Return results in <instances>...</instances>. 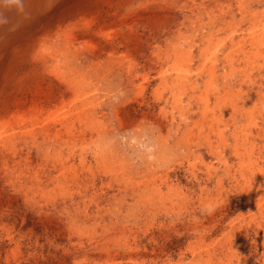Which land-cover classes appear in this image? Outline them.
Returning a JSON list of instances; mask_svg holds the SVG:
<instances>
[{"label":"rangeland","instance_id":"374dc122","mask_svg":"<svg viewBox=\"0 0 264 264\" xmlns=\"http://www.w3.org/2000/svg\"><path fill=\"white\" fill-rule=\"evenodd\" d=\"M238 1L150 0L133 79L90 78L96 92L69 94L52 124L77 130L51 136L47 152L14 145L0 163V264H264V0H245L261 20L259 58ZM176 45L192 51L186 76L174 67ZM100 150L115 161L97 163Z\"/></svg>","mask_w":264,"mask_h":264},{"label":"bare ground","instance_id":"6f19581e","mask_svg":"<svg viewBox=\"0 0 264 264\" xmlns=\"http://www.w3.org/2000/svg\"><path fill=\"white\" fill-rule=\"evenodd\" d=\"M238 6L241 8L243 17H246V13L250 15L251 29L248 30L247 38L250 44L257 45L254 54L259 58L262 54L261 41L263 40L260 39L262 32L258 34L261 20L257 17V12L252 10L245 0H239ZM150 9V0H139L138 2L137 0H0V163L2 166L13 156L16 150L15 146L18 149L22 143L28 141L35 146V153L38 151L44 153L53 142H51V136L61 137V130L69 133L76 131L77 128L73 122L56 128L52 124L53 117L56 115L55 112L66 102L65 99L69 97V94H72L73 99H80L90 89L96 92V87L91 83L92 81L90 82V78H120L122 76L129 80L133 79L131 68L133 61L136 60L133 51L141 44H144L143 50H147L150 41L148 37L143 41L137 39L135 30L137 24L143 22L144 34H148L150 31L148 23L151 19ZM159 10V15L164 17L167 9L160 6ZM218 13L220 14V11ZM227 14L231 15L230 12ZM123 48L126 49L123 50ZM173 50L176 54L174 67L179 74L183 73L186 76L189 73V65L193 57L192 51L183 50L179 45H176ZM169 52L167 53L169 54ZM249 55H251L250 52ZM72 87H74V91H71ZM88 108L86 107L87 110ZM63 114L66 115L65 112ZM98 117L94 112L85 120L91 123L93 118L96 121ZM52 130L55 131L54 134H52ZM79 134V141L82 142L85 140V130H80ZM99 135L97 133L96 138H100ZM56 138L54 137V139ZM39 139L40 142H38ZM76 146L78 147V145ZM73 150L76 149L73 148ZM80 151L78 161L90 172L89 180L90 183H93L94 174L87 160L89 154L82 148ZM57 155L56 157L59 156ZM92 157L97 163L102 160V165L105 164L104 161L109 163L107 159H116L114 155L110 152L106 153L105 150H100ZM107 165L104 167L105 172L113 175L111 171L115 166ZM118 166V170L124 173V165L118 164ZM50 167V165L47 167L45 177L48 183L53 179ZM68 171H70L68 173L71 177L78 178L74 169L71 168ZM105 177L111 183H116L112 176L105 175ZM66 181L68 182V179ZM35 183L39 187L42 185L40 181ZM40 197L43 198L41 200L51 202L50 194L44 193V189H42Z\"/></svg>","mask_w":264,"mask_h":264}]
</instances>
